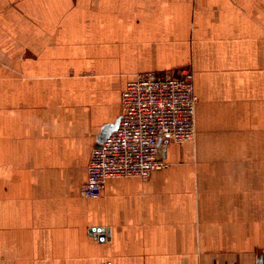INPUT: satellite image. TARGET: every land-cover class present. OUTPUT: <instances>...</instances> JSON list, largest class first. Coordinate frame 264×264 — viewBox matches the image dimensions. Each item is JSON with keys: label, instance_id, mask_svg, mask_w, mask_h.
Here are the masks:
<instances>
[{"label": "crops", "instance_id": "crops-1", "mask_svg": "<svg viewBox=\"0 0 264 264\" xmlns=\"http://www.w3.org/2000/svg\"><path fill=\"white\" fill-rule=\"evenodd\" d=\"M184 68L195 145L170 143L168 170L82 197L126 83ZM260 259L264 0H0V264Z\"/></svg>", "mask_w": 264, "mask_h": 264}, {"label": "built area", "instance_id": "built-area-1", "mask_svg": "<svg viewBox=\"0 0 264 264\" xmlns=\"http://www.w3.org/2000/svg\"><path fill=\"white\" fill-rule=\"evenodd\" d=\"M197 105L193 73L187 68L180 75L147 72L129 81L122 94L118 128L92 152L81 196L99 198L108 179H147L156 171L167 170L169 163L161 158L162 149L196 139Z\"/></svg>", "mask_w": 264, "mask_h": 264}, {"label": "water", "instance_id": "water-1", "mask_svg": "<svg viewBox=\"0 0 264 264\" xmlns=\"http://www.w3.org/2000/svg\"><path fill=\"white\" fill-rule=\"evenodd\" d=\"M119 122H120V118L117 120V122L113 125H109L107 127H105L101 133V135L98 137V140H97V145H96V149L97 148H101L102 144L111 136V134L117 130L118 128V125H119ZM159 147H162V142L160 141L159 142ZM162 154H165V150L164 148L162 149ZM105 230L104 229H92L90 231V235H94L96 233H104L101 235V237L99 238L101 242H103L106 238V235H105ZM108 233V231L106 232ZM259 264H263V261L262 259L259 260Z\"/></svg>", "mask_w": 264, "mask_h": 264}, {"label": "rangeland", "instance_id": "rangeland-1", "mask_svg": "<svg viewBox=\"0 0 264 264\" xmlns=\"http://www.w3.org/2000/svg\"><path fill=\"white\" fill-rule=\"evenodd\" d=\"M187 69H189V68H187ZM182 70V69H181ZM190 71H191V69H189ZM192 72V71H191ZM141 74V73H140ZM139 75V74H138ZM138 75H136L133 79H131L130 81H132V80H134V79H136V77L138 76ZM81 82L82 80H76V78H75V82ZM129 82V81H128ZM127 82V83H128ZM127 83H126V86H127ZM126 88V87H125ZM125 90V89H124ZM121 105H122V103H121ZM197 134L198 133H196V138H197ZM195 141H196V139L193 141V142H190V143H188V144H191V145H195ZM161 156V155H160ZM162 158V157H161ZM163 159V158H162ZM171 166V164L169 163V167ZM169 167H168V169H169ZM167 169V170H168ZM163 171V170H162ZM87 176H88V174H87Z\"/></svg>", "mask_w": 264, "mask_h": 264}]
</instances>
